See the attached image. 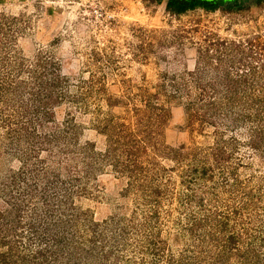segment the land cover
<instances>
[{"label":"rangeland","instance_id":"374dc122","mask_svg":"<svg viewBox=\"0 0 264 264\" xmlns=\"http://www.w3.org/2000/svg\"><path fill=\"white\" fill-rule=\"evenodd\" d=\"M0 0V264H264V0Z\"/></svg>","mask_w":264,"mask_h":264},{"label":"trees","instance_id":"16d2710c","mask_svg":"<svg viewBox=\"0 0 264 264\" xmlns=\"http://www.w3.org/2000/svg\"><path fill=\"white\" fill-rule=\"evenodd\" d=\"M167 4L171 6L177 13H182L188 9L196 7L197 5H201L203 7H212L215 5V2L210 4L208 0L202 2H198L197 0H168Z\"/></svg>","mask_w":264,"mask_h":264},{"label":"flooded vegetation","instance_id":"af4514ba","mask_svg":"<svg viewBox=\"0 0 264 264\" xmlns=\"http://www.w3.org/2000/svg\"><path fill=\"white\" fill-rule=\"evenodd\" d=\"M180 1V0H179ZM198 2H202V1H205V0H197ZM215 2V1H212V3Z\"/></svg>","mask_w":264,"mask_h":264}]
</instances>
